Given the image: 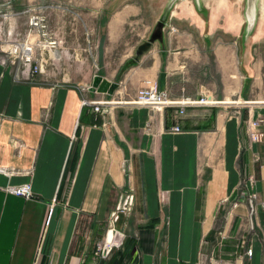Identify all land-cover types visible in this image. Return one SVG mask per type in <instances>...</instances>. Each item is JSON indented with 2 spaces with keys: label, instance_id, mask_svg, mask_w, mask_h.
Instances as JSON below:
<instances>
[{
  "label": "crops",
  "instance_id": "crops-1",
  "mask_svg": "<svg viewBox=\"0 0 264 264\" xmlns=\"http://www.w3.org/2000/svg\"><path fill=\"white\" fill-rule=\"evenodd\" d=\"M124 26L104 25L102 66L80 84L43 80L56 51L34 53L41 71L33 75L0 54V264H264V209L249 227L239 190L250 176L244 183L264 201V135L251 141L243 123L251 106L264 120V103L189 107L176 119L172 109L130 102L161 73L173 98L264 100L261 60L248 66L246 84L230 42L215 36L219 25H165L162 40L124 68L154 25L134 35ZM95 74L114 89L90 91ZM111 98L119 103L103 113L85 103ZM173 125L182 132L168 131ZM23 183L30 197L9 191ZM111 225L121 245L100 259L94 246Z\"/></svg>",
  "mask_w": 264,
  "mask_h": 264
},
{
  "label": "rangeland",
  "instance_id": "rangeland-1",
  "mask_svg": "<svg viewBox=\"0 0 264 264\" xmlns=\"http://www.w3.org/2000/svg\"><path fill=\"white\" fill-rule=\"evenodd\" d=\"M5 2H10L14 10H20L22 13L15 17L13 25L0 18V54H4V51L10 48L6 43H24L28 40L35 44L36 53L43 48L46 49L44 50L46 55L47 49L57 52V57L50 56L44 66L41 76L45 82L80 84L88 81L91 74L102 66L99 49L102 42L103 45L107 42L104 25H125L126 31L134 35L135 29L155 25L165 0H0V4ZM185 3L180 5V12L175 13L167 25H206L201 18L195 16L190 7H186ZM205 4L209 9L207 25H219L215 36L230 42L232 55L236 58L235 70L247 84L251 80L249 77L246 78L239 66L243 1L205 0ZM33 7L35 10H29ZM32 14L45 18L44 32L47 35H42L43 31L40 28L28 25ZM221 25H228L226 26L228 32H224L223 28H220ZM52 40L54 44L50 45L48 42ZM250 54L247 64L251 67L261 60V68L256 71L261 83L257 86L264 90L263 4L256 31L252 36ZM250 99L257 104L264 103V100L258 97Z\"/></svg>",
  "mask_w": 264,
  "mask_h": 264
},
{
  "label": "built area",
  "instance_id": "built-area-1",
  "mask_svg": "<svg viewBox=\"0 0 264 264\" xmlns=\"http://www.w3.org/2000/svg\"><path fill=\"white\" fill-rule=\"evenodd\" d=\"M3 6L8 9L6 11L3 10ZM10 2H5L0 4V18L3 20H7L10 16L20 15L22 11H13L9 10ZM31 11L35 10V8L29 9ZM28 10V11H29ZM28 25L35 28H40L43 32L42 35H47L44 32V28L46 26L45 18L35 14L31 15L28 21ZM38 42V41H36ZM50 45L54 44V41L48 42ZM22 44V42H15L13 43L10 48L8 49L7 53L10 55H14L15 58H18L23 62L24 65L28 67V72L30 75L39 73L41 71V64L32 65V60L34 59V43H31L28 40L24 41L25 49L18 47L17 45ZM232 103H224V101H216L215 99L209 97L208 95H202L198 99H192L191 97H181V98H173L170 97L166 90L161 91L159 89L158 80L155 79H146L143 84L136 90L135 97L130 102L136 104L138 106L148 107L153 111H164L165 109H172L173 116L178 119L185 115L187 108L195 107V106H216L218 104H244L251 106L249 103H237L238 100H233ZM86 104H91L93 106V111L98 113H103V107L109 106L111 104L119 103L118 100L111 99H102V100H95V101H85ZM252 107V106H251ZM248 107L247 117L244 120V129L246 134L248 135L251 141H261L263 138V131L262 125L264 123L263 118L261 115H254L251 112L252 108ZM182 128L179 125L171 126L168 131L170 132H182ZM258 159L257 156H254V160ZM4 169H0V172H4ZM246 178H250L252 183V177H245L243 176L244 181ZM240 182L239 190H240V199H244L248 206V220H249V227L253 228V219L257 217V208L258 206L264 209V201L260 200L258 197V193L250 190L247 188L244 181ZM9 191L17 196L22 197H30L32 194V188L30 183H23L18 186H14L9 188ZM237 202L233 203V206L236 205ZM117 217L115 216L114 219ZM113 233V237L111 239L107 238L108 231ZM122 233L116 229L113 225L108 226L103 238L98 241L94 246V254L100 259H105L109 253L112 251L114 247H119L121 245ZM252 248H246L245 254L248 257L252 256ZM39 256V254H38ZM37 256V257H38ZM33 264H42L36 258Z\"/></svg>",
  "mask_w": 264,
  "mask_h": 264
},
{
  "label": "water",
  "instance_id": "water-1",
  "mask_svg": "<svg viewBox=\"0 0 264 264\" xmlns=\"http://www.w3.org/2000/svg\"><path fill=\"white\" fill-rule=\"evenodd\" d=\"M242 17H243V26L240 36V68L246 76L250 74L249 65L247 64L248 60L251 57L250 46L252 41V36L254 35L257 27V23L260 16V11L264 1L262 0H242ZM186 2L185 5L190 7L195 16H197L203 23L207 25L209 20V9L205 4V0H165L162 5L161 13L153 29L148 36V38L141 43H139L134 49L133 58L130 60L131 64H134L145 52H147L152 44L156 41H161L163 38V29L165 25L168 24L170 18L175 11L180 10V5ZM158 85L161 91L165 90V74L161 73L158 78ZM115 84L108 80L107 78L102 77L101 75L95 74L93 76L92 83L89 87L90 91H95L97 93H107L114 89Z\"/></svg>",
  "mask_w": 264,
  "mask_h": 264
},
{
  "label": "bare ground",
  "instance_id": "bare-ground-1",
  "mask_svg": "<svg viewBox=\"0 0 264 264\" xmlns=\"http://www.w3.org/2000/svg\"><path fill=\"white\" fill-rule=\"evenodd\" d=\"M17 46L20 47V48L25 49V45H24V43L19 44V45H17ZM6 47H7V46H6ZM6 47H5V49H6ZM247 103H249L250 105L257 104V103H255V102H251V101H249V102H247ZM112 237H113V233L109 230L108 233H107V238H108V239H111Z\"/></svg>",
  "mask_w": 264,
  "mask_h": 264
},
{
  "label": "trees",
  "instance_id": "trees-1",
  "mask_svg": "<svg viewBox=\"0 0 264 264\" xmlns=\"http://www.w3.org/2000/svg\"><path fill=\"white\" fill-rule=\"evenodd\" d=\"M130 62L129 63H126L124 68H126L127 66H129ZM201 126H198L197 128H200Z\"/></svg>",
  "mask_w": 264,
  "mask_h": 264
}]
</instances>
